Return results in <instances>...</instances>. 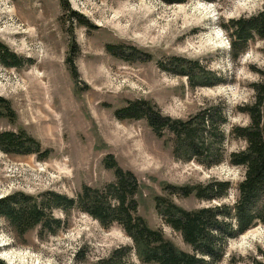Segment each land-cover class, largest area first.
<instances>
[{
	"label": "rangeland",
	"instance_id": "obj_1",
	"mask_svg": "<svg viewBox=\"0 0 264 264\" xmlns=\"http://www.w3.org/2000/svg\"><path fill=\"white\" fill-rule=\"evenodd\" d=\"M263 6L264 0H0V42L29 59L20 67L0 62V96L15 113L13 119L0 117V131L22 130L41 146L37 153L0 149V197L47 190L74 197L84 185L101 188L114 180L103 163L112 154L138 180V214L177 247L191 250L164 222L154 196L186 209L234 201V188L208 203L165 185L216 178L235 186L242 178V167L229 163L228 154L245 144L229 131L248 121L234 107L253 100L251 83L258 76L252 67L264 68V38L249 41L232 56L221 24ZM117 43L134 45L151 58L138 55L127 62L106 50ZM172 55L198 59L224 81L193 88L185 76L159 68L157 61L167 62ZM135 99L150 100L163 114L184 119L223 99L228 114L223 161L206 167L177 158L169 134L157 136L145 119L117 118L115 110ZM54 213L67 224L43 238L36 230L17 236L0 217V259L5 264H93L116 247L132 244L117 224L104 227L81 210ZM260 250L264 225L258 224L227 241L221 264L231 257L259 256ZM131 261L143 264L134 254Z\"/></svg>",
	"mask_w": 264,
	"mask_h": 264
},
{
	"label": "trees",
	"instance_id": "obj_2",
	"mask_svg": "<svg viewBox=\"0 0 264 264\" xmlns=\"http://www.w3.org/2000/svg\"><path fill=\"white\" fill-rule=\"evenodd\" d=\"M161 1L167 4L183 2ZM221 25L230 40L231 55L238 56L249 41L264 38V6L254 14L229 19ZM106 50L127 62L134 61L138 55H144L145 60L151 58L150 53L131 44H107ZM27 60L0 42V62L3 65L20 67ZM157 64L164 71L185 76L193 88L213 86L224 81L218 72L207 68L198 59L172 55L167 62L157 61ZM252 70L258 76V80L251 83L253 100L234 107L235 111L246 115L248 121L231 125L229 131L232 137L243 140L245 144L228 154L229 163L242 167V178L235 186L229 180L216 178L205 183L165 185L172 192L182 196L194 195L208 203L221 200L234 188V201L186 209L167 197L154 196V203L164 222L180 234L191 250L177 247L160 229L151 227L138 214L135 198L138 180L131 171L122 169L112 154L106 155L103 163L113 171L114 180L103 187L84 185L74 197L53 190L39 194L14 191L0 197V217L17 236L36 230L39 238L55 235L67 224L65 218L55 215V209L64 216L73 210L84 211L104 227L117 224L132 244L116 247L93 264H136L131 261L133 254L143 264H221L229 239L258 224L264 225V68L252 67ZM114 113L119 119H145L157 136H162L164 132L169 134L172 151L177 158L193 159L206 167L223 161V125L228 122L227 104L223 99L214 105L200 107L185 119L163 114L146 99L131 100ZM2 116L13 119L15 113L10 102L0 96ZM40 147L36 139L22 130L0 131V149L4 152L37 153ZM259 256L262 258L259 259ZM259 256L239 257L238 260L231 257L226 264H264V250L259 251ZM0 264L5 263L0 259Z\"/></svg>",
	"mask_w": 264,
	"mask_h": 264
}]
</instances>
